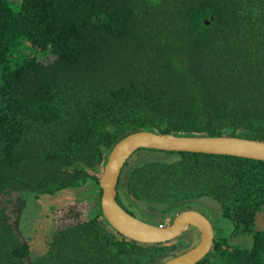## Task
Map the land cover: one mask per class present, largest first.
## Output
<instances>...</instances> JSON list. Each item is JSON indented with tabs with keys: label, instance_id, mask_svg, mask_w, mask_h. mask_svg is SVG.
Instances as JSON below:
<instances>
[{
	"label": "trees",
	"instance_id": "trees-1",
	"mask_svg": "<svg viewBox=\"0 0 264 264\" xmlns=\"http://www.w3.org/2000/svg\"><path fill=\"white\" fill-rule=\"evenodd\" d=\"M141 130L264 141V0H0V264H160L187 250L179 236L127 238L85 201L56 211L40 254L19 228L23 193L98 184L113 146ZM149 150L174 158L125 161L122 207L120 189L159 225L158 209L210 198L252 244L214 237L194 264H264L263 160Z\"/></svg>",
	"mask_w": 264,
	"mask_h": 264
},
{
	"label": "water",
	"instance_id": "water-1",
	"mask_svg": "<svg viewBox=\"0 0 264 264\" xmlns=\"http://www.w3.org/2000/svg\"><path fill=\"white\" fill-rule=\"evenodd\" d=\"M140 148L226 154L264 161V141L230 135L188 136L141 130L128 134L111 149L98 178L102 191L100 211L107 222L123 236L142 243L174 240L191 226L199 234L198 242L160 264H194L208 253L214 239L213 226L204 214L186 209L176 213L169 224L159 227L135 217L116 200L121 169L129 156Z\"/></svg>",
	"mask_w": 264,
	"mask_h": 264
},
{
	"label": "rangeland",
	"instance_id": "rangeland-1",
	"mask_svg": "<svg viewBox=\"0 0 264 264\" xmlns=\"http://www.w3.org/2000/svg\"><path fill=\"white\" fill-rule=\"evenodd\" d=\"M173 158V155L168 153L140 148L129 156L126 161L125 168L130 169L144 163V161L154 159L170 161ZM99 174L101 173L99 172L97 175ZM119 194L120 203L123 205L124 209L126 208V210L130 211L135 217L144 221L159 219L157 217L159 212L156 210L154 214L152 212L149 213L146 210H142L143 208H141L138 203L132 201V199L121 189L119 190ZM100 196L99 184H97L96 180L93 178H91L86 185L80 188L64 189L55 195L44 194L36 197L32 193H23L21 197L23 200H26L25 205L21 207L18 204L16 212L20 213L19 228L25 231V237H27L32 254L37 255L46 250L47 243L50 240L51 231L54 229V215L57 213L56 211H61L71 202L75 203L74 201H85L90 205L92 212H97L98 210H101ZM204 198L205 199L203 200L191 201L190 205L192 207L190 208L198 210L208 218L213 226L214 237L222 236L234 244H238L243 247H250L252 244V235L250 233L233 234L231 222L220 214L217 204L210 198ZM89 205H87V215L91 213ZM162 208L161 210L158 209V211L163 212L165 215L160 223L166 225L171 222L176 213L181 212L180 210L175 209V207L171 210H169L171 207L168 209ZM79 215L81 216V213H79ZM263 216L264 214L262 213L258 216V227H263ZM34 226H37V228ZM178 239L182 242L181 245H179L180 248L189 245V249L198 242L199 234L195 228L193 229L190 227L188 230L183 232ZM181 252L184 251L182 250Z\"/></svg>",
	"mask_w": 264,
	"mask_h": 264
},
{
	"label": "built area",
	"instance_id": "built-area-1",
	"mask_svg": "<svg viewBox=\"0 0 264 264\" xmlns=\"http://www.w3.org/2000/svg\"><path fill=\"white\" fill-rule=\"evenodd\" d=\"M166 224H162V223H160L158 226L159 227H163V226H165Z\"/></svg>",
	"mask_w": 264,
	"mask_h": 264
},
{
	"label": "flooded vegetation",
	"instance_id": "flooded-vegetation-1",
	"mask_svg": "<svg viewBox=\"0 0 264 264\" xmlns=\"http://www.w3.org/2000/svg\"><path fill=\"white\" fill-rule=\"evenodd\" d=\"M190 227H191V226H190ZM190 227H189V228H190ZM189 228H188V229H189ZM192 228H193V227H192ZM193 229H194V228H193Z\"/></svg>",
	"mask_w": 264,
	"mask_h": 264
}]
</instances>
